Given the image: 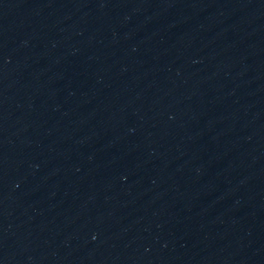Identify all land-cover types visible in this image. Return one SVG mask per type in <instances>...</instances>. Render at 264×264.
Returning a JSON list of instances; mask_svg holds the SVG:
<instances>
[{
  "label": "water",
  "instance_id": "water-1",
  "mask_svg": "<svg viewBox=\"0 0 264 264\" xmlns=\"http://www.w3.org/2000/svg\"><path fill=\"white\" fill-rule=\"evenodd\" d=\"M264 77V0H229Z\"/></svg>",
  "mask_w": 264,
  "mask_h": 264
}]
</instances>
